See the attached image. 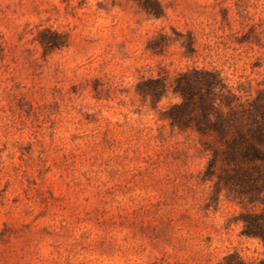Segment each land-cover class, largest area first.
I'll return each mask as SVG.
<instances>
[{
	"label": "rangeland",
	"instance_id": "rangeland-1",
	"mask_svg": "<svg viewBox=\"0 0 264 264\" xmlns=\"http://www.w3.org/2000/svg\"><path fill=\"white\" fill-rule=\"evenodd\" d=\"M156 2L0 0V264H264V202L168 117L194 68L264 91V0Z\"/></svg>",
	"mask_w": 264,
	"mask_h": 264
},
{
	"label": "trees",
	"instance_id": "trees-1",
	"mask_svg": "<svg viewBox=\"0 0 264 264\" xmlns=\"http://www.w3.org/2000/svg\"><path fill=\"white\" fill-rule=\"evenodd\" d=\"M147 11L160 15L156 0H137ZM143 93L156 99L166 94L167 84L150 79ZM171 89L182 98L168 110L172 125L192 128L212 139L207 170L219 166L218 182L228 193L243 200L264 202V91L245 98L228 86L220 72L194 68L180 73ZM242 233L264 243V216L249 214Z\"/></svg>",
	"mask_w": 264,
	"mask_h": 264
}]
</instances>
